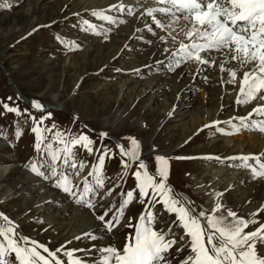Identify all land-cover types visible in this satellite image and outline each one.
<instances>
[{
    "label": "rangeland",
    "instance_id": "1",
    "mask_svg": "<svg viewBox=\"0 0 264 264\" xmlns=\"http://www.w3.org/2000/svg\"><path fill=\"white\" fill-rule=\"evenodd\" d=\"M103 3V0H0V5H7L0 6V64L24 95L58 108L45 112L31 109L9 85L6 72L0 67V102L18 107L21 112L19 116L6 112L0 103V219L3 221L0 226H9L3 219L6 216L15 226L14 238L21 244L20 238L27 237L52 251L78 249L81 251L75 255L87 264H96L101 255L97 249L115 244L122 250L127 234L135 230L125 227L129 217L138 218L149 202L148 199L144 204L138 202L144 199L139 196L134 178L135 171L143 172L138 167L139 160L123 157L115 143L103 138L102 133L124 141L127 149H131L130 138H135L140 144V160L148 165L150 174L158 168L157 155L169 158L167 183L173 186L175 195L197 212L213 209L217 201L212 205L210 200L218 193H223L219 202L224 208L240 217L264 208V178L254 179L239 159H232L243 155L235 154L234 146H238L239 153H244V148L253 143L250 137L264 134L241 128L239 133L226 136L218 130L231 133V125H239L235 118L245 117L243 109L250 103L246 106L235 103L240 81L236 85L225 83L228 90L220 95L223 85L217 80L221 78V71L218 74L214 66L193 71L192 63H182L173 68L170 57L184 35L179 25L175 26L176 30L160 28L154 27L152 18L142 19L147 14L144 10L156 6L153 0L116 3L134 7L133 15L127 11H109L111 5L107 7ZM94 12H104L113 22L100 19ZM134 23L142 26V30H136ZM89 24L95 26V32L88 29ZM219 55L214 53L211 58L216 60ZM241 70L243 75L247 68ZM210 77L216 78L215 81ZM49 114L50 118L40 125L46 129L42 149L48 143L53 144V149L63 147L56 140V132L63 133L67 140L85 134L94 142L92 154L79 145L73 148L76 169L63 163L64 153H61L56 164L57 176L51 175V158L47 152L35 149L36 136L32 132L35 125L30 118L39 121ZM253 120H264V116H253ZM226 121H231V125ZM214 122L219 123L206 127ZM17 131L22 133L19 137ZM105 148L108 154L102 169L104 186L100 188L96 187L93 175H88ZM259 156L264 160V155ZM122 160L128 164L126 169H122ZM80 163L85 165L83 169L79 168ZM249 163L258 167L255 161ZM32 164L44 176L32 172ZM4 168L9 169L7 173ZM25 172L32 176L27 181L22 179ZM61 174L69 177L75 195L56 187ZM85 181L94 188L86 198L96 205L97 215L109 209L112 215L120 206L122 193L129 190L135 193L119 228L112 233L104 229L100 232L98 222L99 226L90 230L96 234L95 240L71 238L74 229L80 230L79 221L83 219L76 212H91L93 218L92 210L76 203L83 195ZM215 187L216 193L211 192ZM47 198H54V203L49 205ZM148 209L158 216L157 230L166 231L172 226L177 233L178 243L168 256L173 258L172 264H180L189 250L177 252L183 230L173 225L177 219L175 214L164 211L162 203L150 204ZM257 219L258 223L245 231L251 232L264 223V211ZM3 242L0 236V243ZM38 250L47 257L42 249ZM258 251L264 254V245H258ZM57 256L67 264L66 257L59 252Z\"/></svg>",
    "mask_w": 264,
    "mask_h": 264
},
{
    "label": "snow or ice",
    "instance_id": "2",
    "mask_svg": "<svg viewBox=\"0 0 264 264\" xmlns=\"http://www.w3.org/2000/svg\"><path fill=\"white\" fill-rule=\"evenodd\" d=\"M153 4L156 6L150 7L147 15L153 19L157 27L176 30L175 26L181 21L185 22L180 31L188 42L180 41L177 50L172 53L170 59L174 61L173 68L181 66L182 63L192 62L215 67L216 61L211 58L212 54L224 53L225 58L219 68L228 73L229 79L226 83L232 85H236L240 69L247 68L240 77L239 93L235 103L246 106L257 99L262 103L247 117H236L239 125H231V121H226L225 123L232 126L233 132L228 133L218 129L221 134H237L241 128L264 134V120L252 121L253 116H264V94H262L264 93V0H153ZM111 10L121 13L127 11L128 15L134 14V9L124 3L110 6L109 11ZM93 15L113 22L104 12H94ZM88 29L95 32L94 25L89 24ZM172 39L175 41L176 37L173 36ZM226 64L234 66L226 68ZM0 103L3 104L6 112L21 115L18 107ZM33 107L41 112L44 111V106L39 102H33ZM30 118L35 125L32 128L36 136L35 149L37 152L46 151L50 156L49 168L52 176H57L56 164L61 158V153H64L63 163L72 169L77 168L73 152L75 146H82L92 154L94 142L85 134L67 140L63 133L56 132V140L63 147L53 149V144L48 143L42 149L43 132L46 129H42L40 125L44 123V119L50 118V114L39 121H36L35 117ZM218 123L214 122L213 125L206 127H214ZM21 134L20 131L16 133L17 137ZM101 136L107 137V133H102ZM130 143L131 149L120 145V153L128 160H139L138 167L143 170L134 173L139 196L144 198L139 199L138 202L144 204L145 199H148L149 204L152 205L162 203L164 211L175 214L177 219L173 225L183 230L180 235L181 247L177 248V252L187 248L189 255L181 260L180 264H264V254L258 251V245H264V223L251 232L245 231L250 225L258 223L257 217L264 208L249 213L248 217H240L235 211L224 208L219 202L223 193H218L213 209L197 212L194 208L188 207V202L182 197L175 195L173 186L167 183L170 172L169 158L157 155L155 160L158 168L150 174L148 165L140 160L139 142L135 138H130ZM107 154L108 150L105 148L90 173L93 175L96 187L104 186L102 169ZM232 159H239L241 166L249 170L254 179L264 178V160L259 155H241ZM249 161H255L258 167H254ZM121 166L122 169H126L128 164L122 160ZM84 167L83 163L79 164V168ZM30 170L38 176H44L35 164L30 165ZM61 175L62 178L56 183V187L69 195H75L69 177L66 174ZM150 191L151 196H149ZM93 192L94 188L85 181L83 195L76 200V203L92 210L93 218L100 222L105 232L112 233L123 222L126 209L134 200L135 193L132 190L122 193L120 206L112 215H110L111 209L97 215L94 211L96 205L91 199L86 198ZM3 219L8 221L9 226H0V236L4 240L0 243V264H53V262L64 264V261L57 256V252L67 258V264H87L75 255L76 252L81 251L78 249L60 248L52 251L37 241H30L27 237L20 238L23 241L21 244L14 238L17 235L15 226L8 217L4 216ZM133 219L136 220L135 225ZM157 221V214L148 208L138 218L129 217V223L125 227L135 230L127 234L122 250L115 244L97 249L101 255L97 258L96 264H172L173 258L168 254L178 243L175 238L177 233L173 232L172 226L166 231L157 230L155 228ZM81 238L95 240L97 236L95 233L85 232L77 237V239ZM38 249L47 253V257Z\"/></svg>",
    "mask_w": 264,
    "mask_h": 264
},
{
    "label": "bare ground",
    "instance_id": "3",
    "mask_svg": "<svg viewBox=\"0 0 264 264\" xmlns=\"http://www.w3.org/2000/svg\"><path fill=\"white\" fill-rule=\"evenodd\" d=\"M104 1V3H103V5H105V6H112V5H114V4H116V3H119V2H121V0H103ZM94 5V4H93ZM130 5V4H129ZM138 5V4H137ZM137 5H135V6H137ZM134 6V5H133ZM150 7V6H149ZM146 8V7H145ZM144 8V9H145ZM148 9V8H147ZM135 10H136V8H135ZM143 10V9H142ZM142 10H141V14H142ZM113 11V10H112ZM136 16H140V13L138 14V15H136ZM149 16L147 15V14H143L142 15V19L143 18H148ZM137 17H135V19L134 20H138V19H136ZM145 21V20H144ZM141 23V22H140ZM184 21L182 22L181 21V23L179 24V29H181V28H183V26H184ZM135 24V23H134ZM136 25V27H137V29L136 30H138V29H141V28H143L142 26H140V25H138V24H135ZM155 25L156 24H154V27H155ZM132 29V28H131ZM126 30V29H125ZM142 30V29H141ZM146 30V29H145ZM134 31V30H133ZM133 31H132V33L131 34H133ZM149 31V30H148ZM153 31V30H152ZM123 33L125 32L124 30L122 31ZM128 33H129V31H128ZM139 34V33H138ZM179 40H181V39H179ZM183 41H185V42H188L187 40H186V38L184 37V39H183ZM172 48H170L169 50H171ZM167 51V53L165 54V55H167L170 51ZM174 50V49H173ZM162 56V55H161ZM168 56V55H167ZM166 56V57H167ZM225 58V54L224 53H220V55L219 56H217L216 57V66L214 67V69H216V71L218 72V74H219V71H221L220 70V68H219V65L221 64V61L223 60ZM157 61H158V58L156 59ZM219 62V63H218ZM147 63V62H146ZM190 65H192V70L193 71H195V69L196 68H199L200 70H204V68H207V66L209 67V68H211L212 66H210V65H199V64H197V63H195V62H192V64H190ZM232 66H234V65H232V64H226L225 65V67L226 68H230V67H232ZM237 67H238V65H236ZM240 72H242V70L240 69V71L238 72V76H237V81H240V77L242 76L241 74H240ZM221 78L220 79H218L217 81L220 83V84H222L223 85V87L221 88V94L220 95H223V90H226V92H227V90H228V87H227V85L225 86V83H226V81L229 79V76H228V73L227 72H225V71H221ZM210 79H213L214 81H215V79L216 78H214V77H210ZM227 84V83H226ZM236 84H237V82H236ZM218 92V91H217ZM19 94V93H18ZM262 94H264V93H262ZM19 97H20V99L22 100V101H24L26 104H29V107H31V108H33V109H36V108H34L33 107V101L32 102H26L25 101V99L22 97V96H20L19 95ZM260 103H262V102H260L258 99L257 100H254V101H252L248 106H246L243 110H245V115H243V116H245V117H247L251 112H252V110L255 108V107H257ZM37 110V109H36ZM47 110H49V109H46V110H44V111H47ZM226 136H230V135H226ZM253 136V135H252ZM254 137V139H252V137H250L249 139L250 140H252V145L249 147V146H246L245 148H244V153H239L240 152V149L238 148V146L236 147V146H234V153L235 154H243V155H254V154H256V155H259V154H261L262 156L264 155V135H254L253 136ZM230 140H232L233 138L232 137H230L229 138ZM237 139V138H236ZM243 144V146H242V148L245 146L244 145V141L242 142ZM231 144V143H230ZM230 149V148H229ZM92 168V167H91ZM9 169L8 168H4V173H7V171H8ZM2 175H4V174H2ZM0 176H1V174H0ZM30 177H32L30 174H29V172H25V173H23V180L24 181H27V180H29V178ZM34 180V179H33ZM23 181V182H24ZM24 184V183H23ZM264 185V184H263ZM216 188L217 187H215V188H213L212 190H211V192L213 191V192H215L216 193ZM264 190V189H263ZM37 191H39L38 189L36 190V192ZM218 193V192H217ZM263 193H264V191H263ZM51 194H52V192H51ZM55 195V194H54ZM52 196H53V194H52ZM53 199L54 198H52L51 200H49L48 198L46 199L47 201L49 200V205H51L52 203H54L53 202ZM250 199V198H249ZM58 200V199H57ZM213 200V201H212ZM215 200H216V195L213 197V198H211V200L210 201H212V205H213V203H215ZM47 201H45L44 203H46ZM47 204H45V206H46ZM215 205V204H214ZM67 208V207H66ZM68 210H69V208H68ZM71 210V209H70ZM79 212H81V213H78V212H76L75 214H76V216H80L81 215V217H83V219H82V221H79L80 222V224L81 225H79V227H80V230H73L72 231V235H71V238H73V239H76L77 237H80L81 236V234L82 233H85V232H90V230H92V229H94V227H98L99 225H100V222L99 221H97V220H94L93 218H92V216H91V212H88V211H83V210H79ZM67 213V212H66ZM82 222H83V224H82ZM98 222H99V225H98ZM86 226V227H85ZM100 229H97V230H99L100 232L103 230V228L100 226L99 227ZM105 231V230H104ZM97 232V231H96ZM102 234H104V233H102Z\"/></svg>",
    "mask_w": 264,
    "mask_h": 264
}]
</instances>
